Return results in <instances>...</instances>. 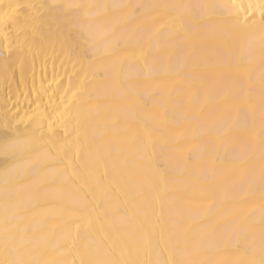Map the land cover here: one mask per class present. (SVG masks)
<instances>
[{"label": "bare ground", "instance_id": "obj_1", "mask_svg": "<svg viewBox=\"0 0 264 264\" xmlns=\"http://www.w3.org/2000/svg\"><path fill=\"white\" fill-rule=\"evenodd\" d=\"M0 264H264V0H0Z\"/></svg>", "mask_w": 264, "mask_h": 264}]
</instances>
